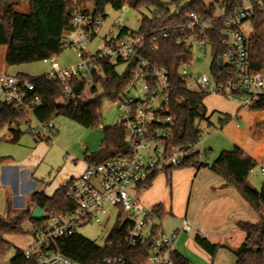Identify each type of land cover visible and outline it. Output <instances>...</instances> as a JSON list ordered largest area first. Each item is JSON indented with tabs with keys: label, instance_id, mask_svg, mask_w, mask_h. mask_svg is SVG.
<instances>
[{
	"label": "built area",
	"instance_id": "obj_1",
	"mask_svg": "<svg viewBox=\"0 0 264 264\" xmlns=\"http://www.w3.org/2000/svg\"><path fill=\"white\" fill-rule=\"evenodd\" d=\"M205 1L202 13H187L184 22L161 28L160 37L173 35L190 52V60L178 67V74L188 90L221 96L236 104L239 110H250L252 103L264 94V73L250 71L249 34L243 31L242 25L246 21L253 22L256 15L264 16V0ZM102 21V17L91 9L76 6L72 12L71 28L62 33L63 45L72 49L76 61L72 65L61 66L55 58L44 59L43 62L49 65L44 76L61 83L62 94L75 99L82 94L74 90L80 83L98 94L101 84L106 81L103 61L126 64L128 82L120 98L114 102L118 103L119 122L124 129L127 151L99 163H87L79 175L69 179L64 196L75 208L68 212L44 213L42 224L30 231L32 242L21 250L28 264H80L64 256L57 249V241L72 235L86 223H99L101 216H109L107 205L113 206L120 214V225L127 223L124 247L133 246L137 240L149 239L143 264H174L171 255L176 251L179 233H189L193 228L201 235L204 233L186 217L181 219L177 232L166 231L156 212L142 204L135 194L157 173L177 166L182 159L198 150L197 145L185 151L172 147L168 142L174 124L169 107V78L164 67L143 55L146 34L141 33L138 27L122 30L125 26L117 24L115 33L110 28L102 37L96 52L86 51L88 42L100 31ZM134 23L139 26L140 21ZM214 37H217L221 48L216 59L220 70L213 72L210 69L212 57L207 75L188 73L185 66L192 60L194 48L201 51V55L195 57L200 60L206 55V47H213ZM157 47L153 38L149 50ZM218 59L221 60L220 65ZM39 102L32 77L0 72V105L11 104L20 111L25 118L20 125L25 126V131L35 140L53 143L57 131L51 120L41 122L33 114ZM20 125L8 124L6 129H19ZM8 130L6 137L11 139ZM259 171L264 174V164L259 166ZM11 258L0 261V264H11ZM105 263L123 264L121 258H108Z\"/></svg>",
	"mask_w": 264,
	"mask_h": 264
},
{
	"label": "trees",
	"instance_id": "obj_2",
	"mask_svg": "<svg viewBox=\"0 0 264 264\" xmlns=\"http://www.w3.org/2000/svg\"><path fill=\"white\" fill-rule=\"evenodd\" d=\"M17 0H0V47H4V61L7 65H19L44 59L55 58L64 48L62 33L72 26V12L76 6L89 10L86 6L92 3L91 10L95 15L106 18L107 6L114 10L129 7L133 10L152 8L149 16L141 18L138 30L146 34L143 55L151 62L156 63L167 72L170 83L169 107L174 116V124L169 134L168 142L172 147L189 150L197 145L201 136V123L205 122L208 127L212 126L207 114L204 99L207 96L199 91L188 90L185 81L178 74L181 63L188 62L191 58L187 48L179 43L173 35L161 38L159 30L174 23H182L185 16L191 11L202 13L205 0H191L184 6L170 11L165 4L156 0H27L29 10L27 13L14 9ZM254 29L248 36L249 68L252 73H264V16L253 17ZM123 27L122 30H125ZM153 38L158 47L149 50ZM213 59L210 69L217 72L216 59L221 54V48L214 37ZM118 64L102 62L106 81L101 84L102 92L96 94L83 83L74 87L79 98L71 99L62 94L63 85L56 80L46 79L44 75L32 77L35 92L40 98L39 105L33 111L34 116L41 122L51 120L56 115L70 118L86 128H92L97 124L99 109L102 100L107 98L114 100L120 98L125 85L128 82L126 73L120 75L116 72ZM17 77H28L18 75ZM91 93L92 95H89ZM251 111L264 110V94L260 95L251 105ZM230 120L239 121L236 116L222 114L217 117V128ZM25 121L23 114L11 104L0 105V130L8 124L17 127ZM264 127V123L258 128ZM8 129H6L7 132ZM11 139L3 138L11 142H17L23 134L20 129L8 130ZM125 133L120 122L103 128V137L97 152L85 154L84 160L88 163H99L108 158L125 153ZM201 153L196 151L181 160V162L164 172L183 167H193L197 171L208 168L221 177L224 186L234 188L239 195L248 202L253 211L258 215L254 223L238 221L237 227L244 233V238L235 251V264H264V184L259 189L254 188L247 177L251 170L258 167V163L246 154L238 146L231 149H223L211 162L206 163L201 159ZM156 176V175H155ZM153 176L147 183L142 185L147 189ZM65 186L58 187L51 196H46L41 191H35L30 195L29 205L18 215L6 218L0 216V256L9 248V243L4 239L6 233L23 232L22 224L25 220L30 221L34 228L39 227L44 218L31 219L30 207H40L45 214L52 212H68L75 205L64 196ZM157 215L162 211L161 204L152 207ZM6 214L9 213V203L5 202ZM127 229V223L120 225V214L116 215L113 227L106 236L103 245L83 237L76 231L67 237L57 241V249L66 257L80 264H106L108 258H121L123 264H143L149 248V239L137 240L131 247H124L123 241ZM201 249L213 256L219 244H212L200 235L194 238ZM110 242V245L107 243ZM174 264H192L179 252L172 253ZM11 264H28L21 255V250L16 248L11 258Z\"/></svg>",
	"mask_w": 264,
	"mask_h": 264
},
{
	"label": "rangeland",
	"instance_id": "obj_3",
	"mask_svg": "<svg viewBox=\"0 0 264 264\" xmlns=\"http://www.w3.org/2000/svg\"><path fill=\"white\" fill-rule=\"evenodd\" d=\"M156 1L165 4L172 11L177 7L184 6L191 0ZM86 5L87 8H92V3L88 2ZM14 9L20 12L27 11L29 9L27 0H17ZM152 10L150 8L136 11L129 7L114 10L107 6L105 8L106 18L102 21L100 31L88 42L85 47L86 51L96 52L101 46L102 37L108 33L110 28L115 33L117 24L136 29L138 25L134 21L139 22L143 16H149ZM242 28L245 33L250 35L252 29H254V24L252 21H246L243 23ZM4 55L5 49L0 47V72L7 75L18 76L22 74L28 77H38L49 70L48 63L43 61L7 65L4 61ZM198 55H201V51L195 47L193 58L185 68L188 73L207 75L208 66L213 57V47L207 46L206 55L202 56L200 60L195 58ZM55 60L61 66H69L75 63L76 58L72 49L64 46L61 53L55 57ZM126 67V64H119L116 66V72L122 75L126 72ZM101 92L102 89H99L98 94ZM203 102L208 114L213 113L210 117L212 126L208 127L205 122L201 123V136L197 144V150L201 151L202 160H209L208 162L211 163L220 152L216 146H222V137L216 135L218 129L216 119L222 114L232 112L235 104L217 95H207ZM119 115L118 103L105 98L102 100L99 109L97 124L92 128H86L61 114L54 116L51 122L57 131L53 141L56 143L53 144V148L47 153L46 159L39 167V173L42 174L43 180L48 181L55 177L60 173V169L64 167L72 170V172L76 171L80 162L84 160L85 154L99 150L103 128L118 123ZM19 129L23 132L19 143L3 138L6 127L0 130V161L6 156L16 158L25 156V147L29 144V141H33V137L25 131V126L20 125ZM204 152L207 159L203 156ZM55 172L57 173L55 174ZM196 172L197 170L193 167L159 172L147 189L136 190L135 194L146 207L152 208L154 204H162L163 212L160 219L163 221L166 230L179 226L180 219L185 216L193 225L200 226L206 232L208 241L211 243H217L218 241L230 248H236L244 236V233L236 226L237 221L254 223L258 220V215L234 188H231L234 202L231 201L232 197L221 195L220 189L217 187L218 181L221 182V177L210 169L204 168L197 174ZM247 179L256 189L264 184V174L259 171V167L253 169L248 174ZM141 190L143 192H140ZM4 197L5 189L0 186V216L4 215L8 218L18 215L21 212L18 209L10 210L9 213L5 214ZM106 208L109 211V216H101L99 223H86L78 227L76 232L98 245H103L117 215V210L113 206L107 205ZM33 226L30 221L25 220L22 224L23 232L4 234V239L9 243V248L0 256L1 262L11 258L16 248L23 250L32 242L33 236L30 231ZM196 235H198V232L193 228L189 233H181L177 240V248L187 255L192 264H235V256L229 249H223L222 245L213 256L203 249L197 248L194 240ZM183 246L187 247L183 248Z\"/></svg>",
	"mask_w": 264,
	"mask_h": 264
},
{
	"label": "crops",
	"instance_id": "obj_4",
	"mask_svg": "<svg viewBox=\"0 0 264 264\" xmlns=\"http://www.w3.org/2000/svg\"><path fill=\"white\" fill-rule=\"evenodd\" d=\"M28 10L25 11V13H27ZM227 114L238 117L239 121L230 120L217 129L216 135L222 137L221 138L222 146L219 145L216 146L219 149L218 151H221L223 149H231L233 145H236L240 149H242L246 154L252 157L258 163L259 166L263 165L264 164V127L258 128V125L264 123V110H258V111L239 110L235 104V108L233 109V111ZM21 137L22 135L19 137L17 143H19ZM217 138L219 139V137ZM32 140L33 141H29V144L25 147L26 153L25 156H23V158L6 156L4 159L0 161L1 163L0 186L4 187L5 189L4 206L7 200L9 203V209L11 211L16 209L22 211L25 208H27L29 205L30 195L35 191H41L46 196H51L58 187L65 186L66 183L69 181V179L79 175L84 170L86 164L88 163L87 161L83 160L82 162H80V165L77 167V170L73 172L70 169H66V167L61 168L60 173L58 175H56L55 177L51 178L48 181H44L41 176L42 174L39 173V167L46 159L47 153H49L53 148L52 147L53 144H55L56 142L43 143L44 141L41 142L33 138ZM203 156H205V158L207 159L205 152ZM208 161L209 160H205L204 162L209 163ZM202 169L204 168H201L200 170ZM200 170H198L196 174ZM56 173L57 172H55V174ZM217 187H219L221 195L225 197L229 196L230 198L232 197L231 201L233 202L235 201L233 195H231L232 187L224 186V182L222 179L221 182L218 181ZM140 192H143V190H141ZM161 207H162V211L158 215V218L160 220L161 225L163 226V221H161L160 219L161 214L163 212L162 204ZM30 209L32 212L34 207L33 206L30 207ZM4 211L6 212V210ZM179 226L174 228H168L167 230L164 228V226L163 228L168 232H177ZM195 227L201 228L200 226H195ZM195 230L197 231V229ZM180 234L181 233H179V235ZM198 235H200L201 237L205 238L208 241V236L205 231L202 235L199 234L198 232ZM177 240L175 243L176 252H179L181 255L187 258V255L177 248V242H178ZM212 244L222 245L223 249H229L234 256H235L234 253L239 246L238 245L236 248H230L229 246H226L225 244H221L218 241L217 243H212ZM195 245L197 246V248L202 250L200 246L196 244V242ZM185 247L187 246H183V248Z\"/></svg>",
	"mask_w": 264,
	"mask_h": 264
},
{
	"label": "water",
	"instance_id": "obj_5",
	"mask_svg": "<svg viewBox=\"0 0 264 264\" xmlns=\"http://www.w3.org/2000/svg\"><path fill=\"white\" fill-rule=\"evenodd\" d=\"M220 63L221 60L218 59V65H220ZM43 216H44V211L38 206L34 207L30 215L31 219L33 220H40L43 218Z\"/></svg>",
	"mask_w": 264,
	"mask_h": 264
}]
</instances>
